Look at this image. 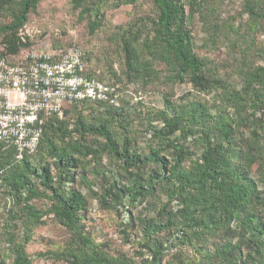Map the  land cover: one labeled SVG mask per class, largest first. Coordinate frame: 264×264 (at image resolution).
I'll return each mask as SVG.
<instances>
[{
	"label": "trees",
	"instance_id": "1",
	"mask_svg": "<svg viewBox=\"0 0 264 264\" xmlns=\"http://www.w3.org/2000/svg\"><path fill=\"white\" fill-rule=\"evenodd\" d=\"M40 1L0 0V11L10 17L9 23L0 25L5 45L0 59L13 62L14 55L31 45L16 34ZM136 2L116 0L118 6ZM150 2L156 15L149 23L151 38L138 44L140 51L148 60L161 63L173 82L188 80L200 90H220L221 104L231 112L210 113L206 108H193L173 112L170 118L160 114L162 126L151 133L158 146L140 154L131 147L127 135L119 144L104 119L86 124L78 113L81 107L91 105L109 107L105 114L111 113L116 104L83 102L65 106L62 119L44 118L34 154L15 161L13 151L0 144V186L18 207L14 212L24 229L20 242L9 234L11 264H31L25 245L31 229L43 224L45 215H51L70 235L69 243L59 254L66 263L135 264L125 256L109 255L84 234L85 196L67 186L78 176L74 172L80 169L83 159L91 156L95 160L101 155L112 159L129 181L107 182L98 194L99 204L110 206L124 199L159 204L158 198L163 196L153 217L139 219L143 247L149 257L146 264H166V254L181 248H189L202 264H264V188H258V184H264V58L262 66L242 73L239 91L230 90L224 81L208 78L206 66L193 53L188 28L191 7L187 14L182 0ZM72 6L80 10V21L88 15L87 33L92 36L103 22L100 5L94 0H72ZM243 14L248 30L256 32L264 19V0H244ZM138 39H121L124 66L128 74L145 75L150 65L139 67L134 46ZM82 55L86 63L83 52ZM85 75L95 77L88 70ZM164 109L171 110L168 105ZM69 114L74 116L72 123L67 119ZM245 127L250 130L248 138L240 132ZM86 136L93 138V145L85 141ZM188 138L191 139L186 144ZM165 152L170 156H165ZM43 157L52 162L55 174H51L49 166L40 164ZM35 160L38 166L32 163ZM254 165L259 169L258 182L249 174ZM81 183L89 191V183L83 178ZM40 199L50 203L46 211L30 204ZM9 213L12 215L11 210ZM176 263L186 264L179 256Z\"/></svg>",
	"mask_w": 264,
	"mask_h": 264
},
{
	"label": "rangeland",
	"instance_id": "2",
	"mask_svg": "<svg viewBox=\"0 0 264 264\" xmlns=\"http://www.w3.org/2000/svg\"><path fill=\"white\" fill-rule=\"evenodd\" d=\"M182 1L187 14L190 13L191 7L188 28L192 34V50L206 66V76L220 79L230 90L239 91L242 87V73L263 65L264 19L261 20L257 31L251 32L245 25L244 0ZM94 2L100 5L103 22L101 27L89 36L86 27L88 15L85 14L80 21V10L73 8L72 0H41L36 10L28 14L26 24L16 34L23 42L27 40L31 45L14 55L18 58L52 49L81 50L85 54L88 72L109 86L116 96L113 103L116 106L111 108V113L105 114V109L109 108L105 106L81 107L78 113L86 124H95L104 119L119 144H122L123 136L127 135L131 147L140 154H146L149 147L158 146L151 133L154 128L159 129L162 126L160 114L170 118L173 112L193 108H206L210 113L216 110L231 112L230 108L221 104L220 90H200L193 87L188 80L183 83L173 82L161 63L148 60L140 51L138 44L144 38H151L149 23L156 15L150 0H137L134 5L119 6L116 0ZM115 5L117 6L114 7ZM9 21L10 17L0 11V25ZM134 36L139 37L138 43L134 45L139 67L150 65L148 73H143L145 75L128 74L124 66L121 39L132 42ZM4 52L5 45L0 36V54ZM167 105L171 110L164 109ZM67 119L72 123L73 114H69ZM240 132L244 138L249 137L248 127L240 129ZM190 139L185 143L188 144ZM58 140L59 138H56V141ZM85 141L94 144L90 136H86ZM163 154L170 156L169 152ZM90 157L81 161L80 169L74 172L78 176L72 184L67 185L85 196L86 211L82 219L84 234L97 247L113 257L125 256L135 261V264H146L149 257L143 247L139 219L145 216L153 217L159 204L163 202V196L158 198L159 204L158 201L150 200L131 203L126 199L110 206L99 204L98 194L101 187L113 179L118 184H125L129 178L106 155H101L95 160ZM41 162L40 164L51 168V174H55L50 160L43 157ZM32 163L36 166L39 164L38 160ZM258 170L254 165L249 172L257 182ZM81 178L89 183L90 192L82 185ZM258 188H264V184H258ZM30 204L41 211H46L50 206V203L43 199L33 200ZM149 208L153 210L150 211ZM17 210L18 207L14 206L6 195L5 188L0 186V264L12 263L11 248L7 242L9 234H14L15 242L21 241L24 229L20 217L15 214ZM42 220L43 224L31 229L30 240L25 245V253L31 264H68L59 254L69 243L70 235L51 215H45ZM178 256L186 264H202L189 248H181V251L171 249L164 262L177 264Z\"/></svg>",
	"mask_w": 264,
	"mask_h": 264
},
{
	"label": "built area",
	"instance_id": "3",
	"mask_svg": "<svg viewBox=\"0 0 264 264\" xmlns=\"http://www.w3.org/2000/svg\"><path fill=\"white\" fill-rule=\"evenodd\" d=\"M86 71L78 48L0 59V144L15 161L35 153L45 117L62 119L70 104L115 102L112 89Z\"/></svg>",
	"mask_w": 264,
	"mask_h": 264
}]
</instances>
